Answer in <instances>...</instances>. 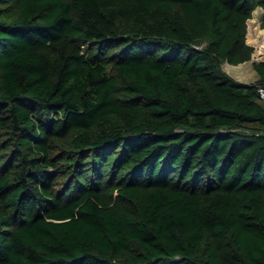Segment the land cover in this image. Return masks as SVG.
I'll use <instances>...</instances> for the list:
<instances>
[{"label":"trees","instance_id":"16d2710c","mask_svg":"<svg viewBox=\"0 0 264 264\" xmlns=\"http://www.w3.org/2000/svg\"><path fill=\"white\" fill-rule=\"evenodd\" d=\"M258 6L0 0V264H264Z\"/></svg>","mask_w":264,"mask_h":264},{"label":"rangeland","instance_id":"374dc122","mask_svg":"<svg viewBox=\"0 0 264 264\" xmlns=\"http://www.w3.org/2000/svg\"><path fill=\"white\" fill-rule=\"evenodd\" d=\"M252 19H253V26L252 23L248 21L247 41L252 45H255L256 47V45L259 44H257L258 40L255 39L256 36L255 34H258V32L255 31H257L258 28H260V32H259L260 34L262 30H264V26H263L264 10L262 7L258 6L254 10L251 20ZM263 44L261 45L263 46ZM86 49H88V44H86ZM255 63L256 61H254L252 58L247 61L241 62L239 64H231L229 61L225 60L223 62V69L237 80H241L245 82H256L258 80L259 75L255 67Z\"/></svg>","mask_w":264,"mask_h":264},{"label":"built area","instance_id":"2783aa9c","mask_svg":"<svg viewBox=\"0 0 264 264\" xmlns=\"http://www.w3.org/2000/svg\"><path fill=\"white\" fill-rule=\"evenodd\" d=\"M255 46V45H254ZM255 51L253 53V60L254 61H261V60H264V55H261V56H258L257 53L259 51H261L262 49V52L264 54V46H261V45H256L255 47ZM258 93H259V98L264 101V84H260L259 87H258Z\"/></svg>","mask_w":264,"mask_h":264},{"label":"bare ground","instance_id":"6f19581e","mask_svg":"<svg viewBox=\"0 0 264 264\" xmlns=\"http://www.w3.org/2000/svg\"><path fill=\"white\" fill-rule=\"evenodd\" d=\"M255 32H258V34H255L256 35L255 36V39L258 40V43L257 44H259V45L263 44L264 43V30H262V32L259 34L260 28H258V30L255 31ZM261 42H263V43H261ZM263 46H264V44H263ZM262 50L257 53L258 56L264 55L263 52H262Z\"/></svg>","mask_w":264,"mask_h":264},{"label":"clouds","instance_id":"9594fccd","mask_svg":"<svg viewBox=\"0 0 264 264\" xmlns=\"http://www.w3.org/2000/svg\"><path fill=\"white\" fill-rule=\"evenodd\" d=\"M251 44V43H250ZM254 46V45H253ZM254 51H255V49H254ZM254 51H253V53H254ZM252 59H253V54H252ZM262 61V60H261ZM256 62H259V61H256Z\"/></svg>","mask_w":264,"mask_h":264},{"label":"water","instance_id":"95a60500","mask_svg":"<svg viewBox=\"0 0 264 264\" xmlns=\"http://www.w3.org/2000/svg\"><path fill=\"white\" fill-rule=\"evenodd\" d=\"M248 21H251V18H249V20ZM262 61H264V60H262Z\"/></svg>","mask_w":264,"mask_h":264}]
</instances>
